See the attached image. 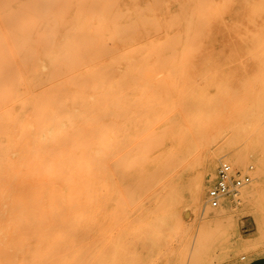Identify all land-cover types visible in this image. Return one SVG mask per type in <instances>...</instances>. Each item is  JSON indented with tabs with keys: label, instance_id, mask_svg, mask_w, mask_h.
<instances>
[{
	"label": "bare ground",
	"instance_id": "bare-ground-1",
	"mask_svg": "<svg viewBox=\"0 0 264 264\" xmlns=\"http://www.w3.org/2000/svg\"><path fill=\"white\" fill-rule=\"evenodd\" d=\"M238 21L232 19L231 25L237 28ZM204 23L187 18L181 24L172 14L159 29L148 24L135 38H125L123 23L111 22L107 35L91 42L96 50L90 52L0 55V64L27 66L0 67V264H113L107 252L109 221L115 224L117 207L110 198L121 195L135 166L144 170L162 162L170 168L171 156L185 146L186 123L198 124L204 111L191 102L207 93L155 84L175 68L188 78L196 67L190 52L206 36L192 30ZM239 27L234 35L240 38ZM157 50L161 53L153 61ZM206 53L215 57L213 42ZM180 79L185 76L171 77ZM260 82L254 182L224 196L217 208L205 205L204 217L230 223L237 206L233 202L264 194V76ZM129 86L138 87L128 91ZM109 145L115 156L112 170L106 160ZM223 157L233 167L246 165L243 150L225 148L205 149L184 165L195 207H203ZM254 213L264 225V207L255 206ZM251 241L237 242L250 246ZM261 254L253 250L251 256ZM153 259L152 250L137 249L127 264H151Z\"/></svg>",
	"mask_w": 264,
	"mask_h": 264
},
{
	"label": "rangeland",
	"instance_id": "rangeland-1",
	"mask_svg": "<svg viewBox=\"0 0 264 264\" xmlns=\"http://www.w3.org/2000/svg\"><path fill=\"white\" fill-rule=\"evenodd\" d=\"M200 7L205 14L199 12ZM172 14L181 24L187 18L206 21L192 30L194 35L206 36L200 47L193 46L190 52L196 67L189 69L188 78L183 70L175 68L155 84L207 93L191 102L204 111L197 116L198 124L186 123L185 146L177 155L174 153V159L171 156L170 168L162 162L144 170L135 166L121 195L110 198L117 210L115 224L109 221L111 243L107 252L113 264H127L137 249L153 251L151 264H246L264 256V225L258 224L254 213L255 206L264 207V200L259 201L264 194L247 203L233 202L237 206L232 222L215 221L203 216V208L210 206L208 190L216 183L221 164L227 161L224 157L219 160L216 179L209 184L203 207L199 208L191 202L188 177L182 170L205 149L243 150L246 165L232 168L250 178L247 184L254 182V159L258 155L252 145L257 125L255 109L264 76V0H0V55L90 52L96 50L91 42L106 36L105 29L111 22L123 23L121 35L135 38L148 24L159 29ZM232 19L241 23L244 35L240 38L234 35L239 23L236 28L231 25ZM212 42L217 52L214 58L206 53ZM160 53H152V60ZM2 66L27 67L14 62ZM182 74L185 79L171 80ZM136 87L129 86L128 91ZM106 160L112 170L115 156L110 145ZM94 161L97 172L96 152ZM96 231L94 256L98 249ZM239 239H252L251 245L241 246ZM253 250H262V254L252 257Z\"/></svg>",
	"mask_w": 264,
	"mask_h": 264
},
{
	"label": "built area",
	"instance_id": "built-area-1",
	"mask_svg": "<svg viewBox=\"0 0 264 264\" xmlns=\"http://www.w3.org/2000/svg\"><path fill=\"white\" fill-rule=\"evenodd\" d=\"M249 182L248 176H241L233 170L231 164L223 162L218 170L216 183L208 190L209 204L213 207L219 206L224 196L236 192Z\"/></svg>",
	"mask_w": 264,
	"mask_h": 264
},
{
	"label": "crops",
	"instance_id": "crops-1",
	"mask_svg": "<svg viewBox=\"0 0 264 264\" xmlns=\"http://www.w3.org/2000/svg\"><path fill=\"white\" fill-rule=\"evenodd\" d=\"M246 264H264V256L256 257L247 262Z\"/></svg>",
	"mask_w": 264,
	"mask_h": 264
}]
</instances>
